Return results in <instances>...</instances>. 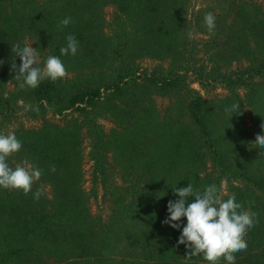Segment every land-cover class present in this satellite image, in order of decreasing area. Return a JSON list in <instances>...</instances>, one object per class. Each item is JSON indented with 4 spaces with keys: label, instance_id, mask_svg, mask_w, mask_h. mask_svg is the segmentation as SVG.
I'll list each match as a JSON object with an SVG mask.
<instances>
[{
    "label": "rangeland",
    "instance_id": "1",
    "mask_svg": "<svg viewBox=\"0 0 264 264\" xmlns=\"http://www.w3.org/2000/svg\"><path fill=\"white\" fill-rule=\"evenodd\" d=\"M81 1L85 4H79L80 0L0 3V24L20 38L21 47L31 44L37 48L40 67L49 55L62 60L68 75L57 79L63 82L61 85H83L92 77L102 84L95 102L77 103L60 114L48 100L35 102L31 88H21L15 77L0 75V133L14 132L22 143L20 151L9 156L7 162L15 167L27 160L43 170L27 196L34 198L39 189L42 194L35 199L43 201L48 209L54 208L61 195L77 197L79 206L74 207L72 216L89 238V228L96 225L94 218L100 216L101 222H111L115 232L107 238L111 252L106 264H210L202 255L186 258L190 249L184 244L175 256H169L162 254L157 243L171 241L159 238L168 226L162 223L169 215L167 203L178 199L173 188L191 183L203 190L209 178H218L217 188L225 200L235 194L237 203L257 214V222L245 236L247 250L234 254L235 264H264V191L232 173L221 175L211 161L213 153L199 140L187 114L191 95L202 96L200 106L212 138L228 151L234 170L243 168L264 179V148L252 143L258 133L264 134V75L247 73L249 67L264 59V0L168 4L177 10L168 23L181 24L179 39L175 40L182 47L178 55L173 53L175 46L162 53L155 26L150 28L153 42L138 43L142 19L154 23L150 8L145 17L146 13L132 4ZM29 6L30 14L25 11ZM209 12L215 16L212 33L204 22ZM65 17H71V22L60 26ZM52 20L57 24H50ZM69 34L101 38L95 53L114 59L87 64L77 59L83 49L75 55H61V39ZM118 62L120 67L116 66ZM162 78L176 81L166 88L160 83ZM233 103L239 104V113L225 111ZM83 107L86 110L77 109ZM47 149L56 154L48 156L42 165L40 159ZM53 166L55 171L48 172L46 168ZM144 184L154 185L148 200L151 214L141 212L135 203L129 206L142 194L139 186ZM63 187H67L65 193ZM21 192L0 187V196L4 197ZM193 199L190 197L189 202ZM114 212L126 217L117 223ZM56 216L59 218V214ZM122 221V229L136 233L128 242L121 239L118 229ZM52 223L56 230L59 223ZM19 255L30 258L22 264L39 263L24 250ZM19 257L6 264H16ZM43 263L57 264L58 260L46 258ZM216 264L228 262L221 257Z\"/></svg>",
    "mask_w": 264,
    "mask_h": 264
},
{
    "label": "trees",
    "instance_id": "2",
    "mask_svg": "<svg viewBox=\"0 0 264 264\" xmlns=\"http://www.w3.org/2000/svg\"><path fill=\"white\" fill-rule=\"evenodd\" d=\"M7 0H0V3H5ZM113 4H132L133 7L139 6L140 12H145L147 17L148 9L150 8L153 14L154 23L150 24L146 19H142L139 23V28L143 27V31L138 43L140 45H148L153 42L154 37L151 35L150 28L159 29V40H161L160 47L162 53L170 52L172 47L175 46V55H178L182 51V47H178L175 40L179 39L177 31L180 25H174L172 22L168 23L169 18L174 17L176 13L175 5L170 8L168 4H187V0H111ZM93 3V2H92ZM91 3V4H92ZM79 4H85V1L79 2ZM32 6L25 8L26 13L31 12ZM131 14V12H130ZM152 15L150 16V19ZM50 24H57L55 20H52ZM169 27H173V30ZM52 29V28H51ZM80 30V29H79ZM11 30L8 26L0 24V75H9L10 77H16V72L12 70V63H16L17 67L20 65V58L16 56V53L12 51L15 44H20V38H15L11 35ZM66 37H62L61 41H64V47L67 45ZM78 41V50L83 49L84 52L80 54L79 59L87 64L89 63H101L105 58L106 60L114 59L112 57H105L103 53H95V49L100 45L101 38L90 39L78 34L75 37ZM173 40V41H172ZM116 46V45H115ZM157 46V45H156ZM116 52V50H115ZM114 52V53H115ZM117 67L121 66V62H118ZM247 73L262 74L264 75V59L258 61L256 65L249 67ZM126 74V73H125ZM128 74H126L127 77ZM124 81V80H123ZM174 81L169 78L160 79V83L164 87L172 86ZM127 82H124V84ZM63 82L60 80L52 81L46 79L40 82L36 88H31L33 100H48L52 109L60 114H63L68 108L74 107L77 103H93L96 101L97 96L100 94V88L102 84H99L93 77L85 84H72L66 82L63 86ZM123 84V82H122ZM253 87V86H252ZM202 96L191 95L187 103V114L193 129L197 132L199 140L201 139L203 144L213 153L211 161L213 162L216 170L218 169L220 174L232 173L235 176L240 177L242 180L264 191V179L260 176H256L255 173L251 174L247 170L240 168L234 170V165L228 160L227 150H222L215 144L212 135L209 121L201 109ZM78 107V106H77ZM80 110H86L85 107L77 108ZM69 115V114H67ZM66 115V116H67ZM56 154V151H49L47 149L41 156L40 163L45 164V160L48 156ZM195 155V153H194ZM67 159V157H62ZM55 167H57L55 165ZM51 168L48 172L53 173ZM218 178H209L208 185L215 184L217 186ZM154 185L144 184L139 186L142 190V194L131 204L138 205L139 210L146 214H151V206L148 202ZM62 192L67 191V187L61 189ZM27 196L24 192H21L19 196L12 195L11 197L0 196V233L7 231L4 235H0L2 243L0 244V264H6L19 257L20 253L24 251L30 253L39 261L38 264H44L43 259H56L57 264H73L82 262H94V264H106L108 261V254L111 251L108 250L107 238L110 234L115 232L111 229V222H101L100 216L94 218L96 225H91L89 228V234L83 230V228L74 220L73 209L79 206L80 200L75 197L74 199H68L61 195L59 201L55 203L54 208L48 209L43 205V201L40 202L32 197ZM35 199V200H34ZM81 210L79 209L78 212ZM114 218L119 223L126 216L122 212H114ZM59 214V218H57ZM67 218H64L65 215ZM57 221L58 227L54 228L52 222ZM180 228L174 229L170 225L166 226L165 233L160 236V240L168 241L166 243H157L160 247L162 254H168L169 256H175V253L180 250V246L183 244H177V240L180 236V232L183 226L186 224V218H181ZM124 222L122 221L118 228L124 241L136 236L135 232L127 229H122ZM172 230V232L170 231ZM119 233V232H118ZM24 239V242H21ZM74 262H72V259ZM29 257H19L16 264H22L25 261H29ZM85 262V264H87ZM83 264V263H82Z\"/></svg>",
    "mask_w": 264,
    "mask_h": 264
},
{
    "label": "clouds",
    "instance_id": "3",
    "mask_svg": "<svg viewBox=\"0 0 264 264\" xmlns=\"http://www.w3.org/2000/svg\"><path fill=\"white\" fill-rule=\"evenodd\" d=\"M70 22L71 17H65L60 21V26H67ZM204 22L208 31L212 33L215 29L214 14L206 13ZM66 40L67 45L60 48L61 55H75L78 50L77 39L69 34ZM12 51L20 58L19 67L14 62L11 68L16 72L15 78L20 81L21 88L25 86L36 88L46 79L56 81L68 75L58 56L49 55L43 67H40L39 53L37 48L31 47V44L21 47L17 43ZM238 109L239 104L233 103L231 108H226L225 111L239 113ZM35 110L38 111V107ZM261 127L264 128V124ZM252 143L254 147L264 148V134L258 133ZM21 148L22 143L14 132L0 133V187L22 190L24 194H28L32 190L33 183L40 179L43 170L27 160L11 167L7 158L19 152ZM51 171H55L54 166ZM173 192L178 199L168 201L169 215L162 223L178 229L181 227L178 223L180 219L186 218V224L177 240V244H184L186 249H190L185 257L190 259L193 256L202 255L203 259L210 264H216L223 257L228 264H235L234 254L247 250L245 236L247 230L257 222V214L237 203L235 194L229 195L225 200L215 184L205 186L203 190H200L188 183L186 187H174ZM41 194L38 189L34 193V198L38 199ZM190 197L194 198L191 202H189Z\"/></svg>",
    "mask_w": 264,
    "mask_h": 264
}]
</instances>
